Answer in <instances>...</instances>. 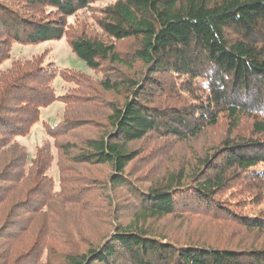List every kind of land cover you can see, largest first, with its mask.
Here are the masks:
<instances>
[{
  "label": "trees",
  "instance_id": "trees-1",
  "mask_svg": "<svg viewBox=\"0 0 264 264\" xmlns=\"http://www.w3.org/2000/svg\"><path fill=\"white\" fill-rule=\"evenodd\" d=\"M99 1L0 0V68L10 62L0 70V264H264V213L221 202L233 183L264 175V0H116L102 12L101 35L69 36L96 79L13 58L14 44L63 38L67 20ZM57 77L75 85L66 96L55 93ZM56 101L64 117L44 124L47 139L31 158L18 138ZM73 106L108 113L106 129L65 140L82 124ZM225 117L227 137L195 145ZM242 123L252 134L232 137ZM151 140L160 144L144 149ZM145 153L155 178L138 187L129 169ZM91 167L110 172L99 193L82 179ZM103 211L111 222L91 232ZM203 220L228 225L234 244L198 238L190 225Z\"/></svg>",
  "mask_w": 264,
  "mask_h": 264
},
{
  "label": "rangeland",
  "instance_id": "rangeland-1",
  "mask_svg": "<svg viewBox=\"0 0 264 264\" xmlns=\"http://www.w3.org/2000/svg\"><path fill=\"white\" fill-rule=\"evenodd\" d=\"M116 2V0H103L96 3H92L89 8H85L77 12L74 16L70 17L67 20V35L63 36V38L58 40H45L43 42H39L37 44H29L26 43H17L12 46V56L14 59L16 58H25L27 60L30 59H37L40 61L43 60L45 64L49 63H55L56 66H59L60 68L69 69L72 71H80L86 74H89L92 76L93 79H96L97 77H100V73L94 72L92 69H90L82 60L77 58L71 51L70 45H69V36H74L76 34H80L83 31L93 34V35H101L102 31L98 26V22L102 18V12L103 10ZM134 49V45L132 41H125L119 45V50L122 51V53H130ZM43 57V58H42ZM10 66V62L4 64L0 70H5ZM140 68V66L136 65V70ZM128 72L129 69H125ZM55 93L57 96L63 97L66 96L68 93H70L74 89V84L72 82H65L64 79L57 77L52 82ZM107 100H118L113 94H105L102 101ZM98 107V111H100V108H104V105L96 106ZM75 107L73 106V109ZM67 109L66 105L62 101H56L55 103L51 104L49 107L42 109L41 116H40V122L39 124H36L29 135L26 137H19L18 141L25 149L27 150L28 155L32 158L36 154L37 148L43 143L44 140L47 139L46 132L44 128V124H55L57 122H60L65 114V110ZM106 111V109H105ZM75 114L78 117L82 118V124H79L78 128L73 131L72 134L69 135V137H65V140L73 141V142H79L82 138L88 136L91 131L93 132H102L107 127V121L106 118L109 115L108 113L103 115H96V116H89L86 115V113L81 114L79 109L78 111L74 109ZM71 117V116H67ZM229 121L226 119H222V121L219 122V124L215 128H211V130H208V133L205 135V137L199 141L196 142V146H200L201 143L205 144H211V142H215L220 140L221 138L227 137L229 135ZM253 129L250 128V125H247L246 123H242L238 129L232 130L231 134L232 137H238L243 138L245 136H249L252 134ZM160 142H157L155 140H151L144 149H155ZM143 144H139L137 147H143ZM147 156V160L145 163H142V161L135 162L133 166L129 169V177L130 182L133 185H136L138 187L145 186L146 182H153V180L150 178L155 174L151 172V174L148 176L147 168L146 166L150 164L152 159L154 158V154L147 155V153L143 154L142 157ZM57 162V160L55 161ZM54 162L53 169L51 171L52 175L56 176V163ZM260 171H264V166H259ZM89 172H83L82 173V179L92 180L93 186L97 188L99 193V187H101L102 182H106L107 177L109 175V170L106 167L101 168H88ZM158 169H156L157 173ZM255 176H248L244 177L246 178L244 183L238 181L237 183H233L231 185L230 191H228L225 196H223V199H221V202L224 204H230L231 202L234 203L236 201L240 203H244V200L247 204H253L254 206L250 209L251 211H254L258 213L259 217H262V213H264V175L263 178L258 179L255 178V180H250ZM106 178V179H105ZM153 179L155 177H152ZM92 184H89V188L92 187ZM100 185V186H99ZM148 185V184H147ZM88 188V189H89ZM97 193L93 194V197H96ZM100 196V194H99ZM124 196V203H129L127 200H130L129 198H126L125 194ZM262 199V200H261ZM98 200V198H97ZM96 200V201H97ZM104 200V197L100 196L97 203H100V205H105V202H102ZM92 202V200H89V202ZM88 202V203H89ZM103 211L100 213L101 217L100 220H97L94 224V228L91 230V232H96L100 229H103L106 227L107 223L111 222L112 218H108L106 214ZM112 213V212H111ZM213 222V223H212ZM199 221L200 224L203 226L195 225L194 228L191 227L190 229L195 230V233H198L200 236L198 238L203 239L205 242L214 244V245H227V244H234L232 241L237 234H234L232 238H229L231 228L228 225L218 224L219 222L212 221ZM164 225V224H163ZM177 225V223H176ZM167 230L172 231V227L167 224L164 225ZM207 227V228H206ZM189 229V230H190ZM191 233H186V231H179L178 237H189L191 236ZM244 237V235H243ZM262 239H260V238ZM92 237L90 234L87 235V239H91ZM239 237H237L238 239ZM258 238L260 241L264 242V235H259ZM248 239H253L252 236H249ZM258 239V240H259ZM245 240V239H244Z\"/></svg>",
  "mask_w": 264,
  "mask_h": 264
}]
</instances>
